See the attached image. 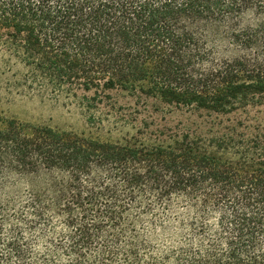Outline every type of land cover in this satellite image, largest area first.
Masks as SVG:
<instances>
[{"label": "trees", "instance_id": "1", "mask_svg": "<svg viewBox=\"0 0 264 264\" xmlns=\"http://www.w3.org/2000/svg\"><path fill=\"white\" fill-rule=\"evenodd\" d=\"M0 47L31 87L152 118L115 142L0 127V242L22 195L6 241L22 263L25 223L53 229L70 264H264V125L247 119L264 101V0H0ZM175 111L210 128L152 116ZM157 214L174 217L169 243L183 233L168 251L138 225Z\"/></svg>", "mask_w": 264, "mask_h": 264}, {"label": "rangeland", "instance_id": "2", "mask_svg": "<svg viewBox=\"0 0 264 264\" xmlns=\"http://www.w3.org/2000/svg\"><path fill=\"white\" fill-rule=\"evenodd\" d=\"M26 72V68L13 55L0 47V127H3L7 121L16 120L26 127L49 126L102 141L115 142L135 134L137 126L141 125L140 122L143 119H152L147 113L135 114L130 108H125L124 111L116 110L112 109L109 104L89 111L79 99L68 97L65 94L52 93L50 90L43 92L36 86L31 87L30 82H25ZM118 97L116 98L119 99L120 105L124 107L132 103L123 96L118 95ZM152 116L158 122L164 123L166 119L168 124L190 126L203 133H207L210 128V125L203 123V118H200L198 113L182 111L172 114L160 113L158 116L153 114ZM242 118H246V115L242 114ZM247 119L249 121L259 119L264 125V101L263 104L249 109ZM204 121L206 122V119ZM10 196L13 200L6 197L11 203H6L8 206L7 214H5L7 224L3 229L2 242H0V256L3 254L4 257L0 259V264H70L67 257L56 250L55 242H51V239L55 237L53 229L31 230L28 224L24 223L22 227L27 241L25 242L24 238L21 241L28 246L27 263H22L20 258L10 251L6 241L10 240L14 234L12 230L15 229L14 225L21 223L20 217L26 216L20 204L21 200L16 197L22 198V195L11 193ZM133 216L138 217L136 212H133ZM151 216L141 217L138 225L145 235L148 232L158 235V238H151L154 249L161 248L168 251L170 248L166 247H170V244H177L184 240L183 233H181L176 236L175 243L168 241L177 226H171L168 223L170 218H174L172 215L170 217L161 214ZM54 223L58 227L57 219H54ZM10 224L12 227L9 226ZM161 226L165 229L169 228L166 229L165 234L158 230Z\"/></svg>", "mask_w": 264, "mask_h": 264}]
</instances>
